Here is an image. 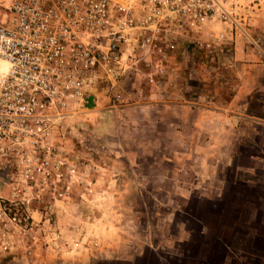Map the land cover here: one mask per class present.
Returning <instances> with one entry per match:
<instances>
[{"label":"rangeland","instance_id":"rangeland-1","mask_svg":"<svg viewBox=\"0 0 264 264\" xmlns=\"http://www.w3.org/2000/svg\"><path fill=\"white\" fill-rule=\"evenodd\" d=\"M7 2L8 0H3L2 4L6 5ZM239 3L242 6L246 4L242 0H239ZM236 18L240 27L236 29L234 44L236 41L239 42L242 50L236 51L235 46H232V58L230 60L219 59L217 64L218 69L222 70L226 68L234 70L235 64L243 65H238L235 68L236 72L228 75V77L232 76V87L220 88L216 83L219 78L202 76L203 74L207 77L213 76L212 74L219 70L202 72V69L195 65V60L188 59L191 58L190 55L187 56L186 61L181 62L182 67L177 76L171 78L177 86L176 91L178 87L184 91L183 99L189 101H197L198 97H203L204 101L211 97L217 101L234 99L233 106L221 107L229 108V111H234L235 115L225 118L226 110L223 114L219 113L217 122L211 124L212 127L214 125L217 127L219 122V126L231 133L230 137L234 136L233 145L230 148L232 156L228 158L229 163L222 161L224 157L213 158L212 160L217 161L220 168L210 174L204 172L205 177L202 178L204 183L201 189L194 185L196 177L191 169L196 164V158L192 156L186 158L188 159L186 165L191 163L189 173L181 175L180 172L176 173V169L171 170L172 174H175V180L171 184L164 185L159 180L156 183L157 173H153L152 183L149 186L142 185L139 181H135V179L141 180L139 178L142 175L130 173L129 177L134 179V182L129 184L123 193H120L121 189L119 190L123 204H120V201L114 203V198L111 197L113 189H107L108 194L103 193L105 200L101 199L98 193L105 191L104 188L107 185L102 182L107 180L109 175L99 169L111 170L110 165H113V162L106 164L110 160L106 162L100 150L116 149L120 141H127L124 136L131 135L132 131H128V127H134L133 125L118 127L120 125L118 124L113 129L102 131L99 127L101 120L108 116H119L121 114L119 112L126 107H137L140 103H153L157 98L165 97L166 93L161 94L154 89H146L139 79L134 78L130 80L128 91L123 94L119 105L114 103L115 106H112L108 103L111 94L96 92L94 106L80 108L76 114L66 117L59 131L63 138L60 145L72 153L76 162L79 160L80 170L83 163L90 166L86 161L88 159L83 158L84 153L90 151L93 156L92 169H89L87 181L95 187L92 186L91 190L89 187L72 190L75 192L82 189L86 192L85 202L84 199L82 200L85 215L81 212L83 205L80 203L78 207L66 206L67 200L49 202V198L43 196L42 199H46L43 203L33 202L27 207L35 213L40 212L39 221L33 219L30 211L29 214L38 225L37 230L43 228L46 235L39 237L37 241H31L30 237L27 238L21 232L20 225L19 228L14 227L9 234L14 252L1 256L0 264H70L68 263L71 260L70 256L75 254H86L93 259L103 258L98 260L101 262L144 260V264H179L183 249L187 250V256L193 255V257L196 250H199L201 256L196 255L198 260L194 257L197 261L195 264H220L221 262L223 264H246L249 262L247 251L248 249L252 251V248L256 250L260 248L255 252L264 256V0H257L244 8L240 7ZM238 57L245 60L239 61ZM212 63L215 64V61ZM135 90H141L139 91L141 94L137 95ZM146 96L149 97L145 98ZM107 111H112V113ZM193 114L195 113L190 111L185 113L186 125L189 129H184L185 134L191 133L189 127L197 126L196 122H192ZM161 130L162 127L155 126L154 133ZM201 130L200 135L202 136L198 135V141L201 145H207L209 133ZM212 131L213 136L216 137L217 129L214 128ZM218 132L223 136L222 130ZM174 145H171V149ZM177 146L181 149L187 148L186 144ZM126 147L130 148V143H126ZM79 151L81 158L77 155ZM4 152V155L0 157L1 197H7L9 191L14 188L4 186L2 181L6 176L13 175L16 169L15 158L13 159L9 152ZM178 160L185 164L181 157ZM165 161L168 163L169 159L166 158ZM80 173L86 176L83 171ZM102 176L103 180H100ZM96 182L97 185H95ZM145 182L142 181L143 184ZM131 185L133 188L129 187ZM56 203L57 208L51 210L62 211L64 215V218H58L60 219L58 223L63 222L65 225L73 220V224H76L75 230H72L70 235L65 236V233L58 231L55 226V216L50 212V207ZM22 210L26 209H19V214ZM87 210L89 214L86 215ZM103 210L105 212H102ZM93 212L101 215L98 216L100 218L102 215H109V217L99 220ZM113 212L121 213V216L115 219ZM168 213L172 215L170 221L166 216ZM85 216H92L94 219L88 218L87 220ZM46 220L54 228L52 226L49 228ZM182 227L185 228L188 236L186 242L179 234V229ZM55 232H57V241H52V244L58 242L61 250L49 244ZM31 234L32 237L36 236L34 233ZM63 238L74 242L75 246L61 248L60 240ZM259 238L263 239L259 242ZM45 242H48L50 246L45 245ZM43 244L50 249H45ZM114 244L119 245L117 251H112ZM24 246L29 247L31 254L25 258H23L21 249ZM137 256H139L138 259H136Z\"/></svg>","mask_w":264,"mask_h":264},{"label":"built area","instance_id":"built-area-1","mask_svg":"<svg viewBox=\"0 0 264 264\" xmlns=\"http://www.w3.org/2000/svg\"><path fill=\"white\" fill-rule=\"evenodd\" d=\"M2 1L0 157L9 152L16 169L2 181L14 188L0 196V257L14 252V227L31 241L46 235L27 206L43 203V196L65 201L87 187L79 160L60 145L64 119L87 108L88 97L95 102L99 91L119 105L132 78L164 93L188 55L202 72H215L219 59L232 58L240 7L257 0H242L244 6L239 0ZM56 234L49 244L61 250L52 244ZM70 245L60 240L61 248ZM21 249L23 258L31 255L28 246Z\"/></svg>","mask_w":264,"mask_h":264},{"label":"crops","instance_id":"crops-1","mask_svg":"<svg viewBox=\"0 0 264 264\" xmlns=\"http://www.w3.org/2000/svg\"><path fill=\"white\" fill-rule=\"evenodd\" d=\"M234 46H235L236 51L239 49L242 50L241 44L239 42L236 41ZM238 55H241V54H238ZM244 60H245L244 58H239V61H244ZM238 65L243 66L240 64H235L236 67H234V70L232 69L227 70V68L224 70L218 69L219 72L213 73L212 74L213 76L210 75L209 77H207V75L205 76L204 74L202 76H204L205 78H216V79L219 78V80H216L217 81L216 83H218V86L220 88L224 86L225 89H229V87H232L233 85L231 84L233 80H232V76L228 77V75L233 74V72H236L235 68H237ZM198 70L199 69L197 68V71ZM176 89H177L176 85H174V88L167 89L165 91L166 93L165 97L157 98L156 101H154L153 103L152 102L150 104L140 103L137 107L124 108L123 110L119 112L121 113L120 115L123 114V116H120V115L116 117L115 116H108V117L104 116L105 119L101 120L99 127H100V130L102 131H104L105 129H111V128L113 129L118 124H120L118 125V127L123 126V125L125 126L133 125L134 126L133 128L128 127V131L131 130L132 132H131V135L124 136L125 137L124 139L127 140L126 142L120 141V145L117 144L116 145L117 148L112 151H106V149L100 150V152H102V154L104 155L103 157L107 160L106 162H109L108 160H110V162L106 164H110L111 161L113 162V165H110L111 170L99 169V171H104V173H107L109 175L108 179L107 180L105 179V181L102 182V184L104 183L107 185L106 188H104L105 191H101L100 193H98L101 199L105 200V198L103 197V193L107 195L108 194V192L106 191L107 189H113L114 191H113V194H111V197L114 198V203H117L120 201V204H123V201H121L120 193H123L124 192L123 190H125V188H127L129 184H132L134 182V179L129 177L130 173L141 174L142 176H140L139 178L141 180L135 179V181L136 182L139 181V183H141L142 185L149 186L152 183L151 177L153 176L151 175L153 173H157L156 180H155L156 183H157V180H159L161 184L162 183L164 185H166V183L171 184V182L175 180V174L173 175L171 170L176 169L177 171L176 173L180 172L179 174L181 175L189 173V168L191 166V163H187L188 165H186V161L188 160L186 158H189L192 156L196 158V164L193 165L192 166L193 168L191 169L193 171V174L196 177L194 181V185H196V187H199L201 189L204 183V181L202 180V178L205 177L204 172L210 174L220 168L219 165H217V161L214 162L212 160L213 158L215 159V158L224 157L222 161L226 162V164L229 163L230 160L228 158L231 155L230 148L233 145L232 141L234 140V136L230 137L229 134L231 133H229V131L227 130H224L222 126H219L220 125L219 122L217 123V127L216 125L212 127L211 124H213L218 119L219 113L223 114V112H225L226 110L227 112H225L226 114L225 118H227L228 116L235 115L234 111H229V108L227 109V108L221 107V106H227V105L233 106L234 99H231L230 101H222V99H220L219 100L220 102H219L217 101V99L214 100L213 97L207 99V101L206 100L204 101L203 97H198L199 99L197 101H189V100L183 99L182 95L185 93L184 91H182L181 88L178 87V91H176ZM171 91H174V92H171ZM148 97L146 96L145 98H148ZM94 104L95 103L93 100L92 106H94ZM187 111L195 113L193 114L192 122H196L195 125H197V126L189 127L190 132H191L190 134H185L183 132L184 129L186 130L188 129L187 128L188 126L186 125L187 116L185 117V113H187ZM107 112L112 113V111H107ZM242 117H245V116H242ZM199 122L201 123L200 125H199ZM203 123L206 128H203L204 127ZM227 124H229V122H227ZM155 126L162 127V130L156 131L154 133ZM172 127H175V128L172 129ZM214 128L215 130L217 129L216 131L217 138L213 136L214 132L212 131V129ZM201 129H203L204 133L206 131L207 133H209V137H207L209 139V143H207V145H201V143L198 141L199 140L198 137L202 136L200 135L202 133ZM220 130H222L223 136L219 134L218 131ZM191 141H193V143ZM126 143H130L131 147L130 148L126 147ZM173 143L176 144V146ZM179 144H182V145L186 144L187 148L186 149L178 148L177 145ZM171 145H174L173 149H171L172 148ZM77 155L79 158L82 157L80 151L78 152ZM84 157L88 159L86 161H88L87 163H89L91 167L87 165L86 163H83L82 169L80 170V167H79V170L83 171L84 174L86 175V178H85L86 184L88 183L87 187H89L90 188L89 190H91V187L93 186V184H91L90 181L88 182L87 179H89V169H92L91 161H92L93 156L90 153V151H88L87 153H84L83 158ZM180 157L184 159L183 162L185 164H182L179 162L178 158ZM166 158L169 159L168 163H166L165 161ZM164 169H166V171H163ZM126 173H127V176H126ZM100 180H103V176L100 178ZM142 181H146V182L143 184ZM95 185H97V182ZM129 187L133 188V185ZM120 189L122 192L119 193ZM115 190H118V191L116 192ZM85 195H86V192H84L82 189L73 192L71 196L72 198L69 197L67 199V202L65 203L66 206L78 207L80 203L83 205V206L81 205L83 208L81 212L85 215L84 213L85 211L84 202L86 200V197H84ZM87 196H89V194ZM101 199L99 201H101ZM82 200L84 202H82ZM56 206H57V203L54 204L53 207L52 206L50 207V212L53 213L55 216V220H56L55 226L57 227L58 231H60L61 233L64 232L65 236L70 235L72 233V230H75L76 224H73L72 222L73 220H70V219H69L70 220L69 223H66L65 225L63 224V222L58 223V221L60 220L58 218H64V215L62 214L63 213L62 211L59 212L58 210H51L52 208H57ZM30 212H31L33 219L35 220L39 219V214H40L39 211L38 213L37 212L35 213L33 210L32 211L30 210ZM102 212H105V211L103 210ZM94 213L95 212H93V214ZM76 214H79V213H76ZM87 214H89V210H87L86 215ZM98 216H101V215L96 214V217L99 218V220L100 219L102 220V218L105 219L106 217H109V215L108 216L102 215V218ZM119 216H121V213L116 214V212H113V217L115 219ZM166 216H167V219H169L170 221L172 215L168 213ZM85 217L87 220L88 218L94 219V217L92 216H89V217L85 216ZM62 220L64 221V219H61V221ZM66 225H70V226H66ZM179 231H180L179 234L182 235V239L185 241L188 237L187 234L185 233L186 232L185 228L182 227L181 229H179ZM80 232H81V228H80ZM261 239L263 238H259V242L261 241ZM113 246L114 248L112 251H117L116 249H119L118 248L119 245L114 244ZM259 249L260 248H258L257 250ZM257 250L256 248H252V251H253L252 252L250 249H248L247 252L249 254V257H248L249 262L246 264H264V256L262 255L260 256L258 253H256L255 251ZM198 251L196 250V253L194 256L196 257L197 260H198V257L196 255L197 254L198 256L200 255ZM181 257L182 258L179 259L181 260L179 264H189V263L195 264L197 262L195 258L193 257V255L187 256L186 249L185 250L183 249V253ZM138 258L139 256H137L136 259ZM70 259H71L69 260L70 262H68L70 264H144V260H133L130 262H127L126 260H122L121 262L120 261H117V262L102 261L101 262L98 260L103 259V258L93 259V258L88 257L86 254H75V255L70 256ZM220 264H223V262H221Z\"/></svg>","mask_w":264,"mask_h":264},{"label":"water","instance_id":"water-1","mask_svg":"<svg viewBox=\"0 0 264 264\" xmlns=\"http://www.w3.org/2000/svg\"><path fill=\"white\" fill-rule=\"evenodd\" d=\"M86 107L87 108H90L91 106H92V97L90 96V97H88L87 99H86Z\"/></svg>","mask_w":264,"mask_h":264},{"label":"bare ground","instance_id":"bare-ground-1","mask_svg":"<svg viewBox=\"0 0 264 264\" xmlns=\"http://www.w3.org/2000/svg\"><path fill=\"white\" fill-rule=\"evenodd\" d=\"M4 69H5V66L2 64V65L0 66V70H1V71H4ZM92 104H93V101H92Z\"/></svg>","mask_w":264,"mask_h":264}]
</instances>
